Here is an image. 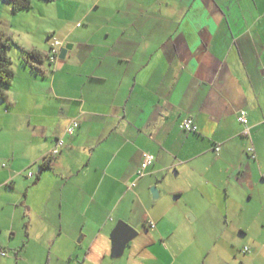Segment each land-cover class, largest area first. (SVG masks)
<instances>
[{
  "label": "crops",
  "instance_id": "1",
  "mask_svg": "<svg viewBox=\"0 0 264 264\" xmlns=\"http://www.w3.org/2000/svg\"><path fill=\"white\" fill-rule=\"evenodd\" d=\"M94 2L47 31L64 58L36 74L19 56L0 100V264H264V0ZM119 221L136 234L117 253Z\"/></svg>",
  "mask_w": 264,
  "mask_h": 264
},
{
  "label": "rangeland",
  "instance_id": "2",
  "mask_svg": "<svg viewBox=\"0 0 264 264\" xmlns=\"http://www.w3.org/2000/svg\"><path fill=\"white\" fill-rule=\"evenodd\" d=\"M94 1H96V5H97L94 13L99 14L98 9L101 10L102 7L103 8L104 7L116 8L119 5V3L123 2L124 0H50V1L38 0V2L32 3L29 9H23L15 13L11 11L10 5L7 6L4 0H0V29L4 31L5 29L9 27L21 28L23 32L31 33L34 36L41 37V42L46 45V36H47V31L49 30H46L43 28L33 30L27 27L29 21H35L36 23H40V24L47 23L50 25H52L53 23H56L59 25L60 24L59 18L61 17L62 19H65L66 21H71L70 19H74L70 22V24L73 25L74 23H76L75 22L76 17L74 16L77 15V13L78 14L83 13V10L86 9V7H90L92 6V4L95 3ZM38 7H41L42 10H38ZM57 7H58L59 13L61 14V16H58V17L54 12L55 9L57 10ZM54 35L53 37L55 38L60 37L57 34H54ZM9 36L12 42L15 43L12 46V49L9 51V53L11 52L13 56L18 58L20 55H19V47L17 45H20V44L11 35ZM152 187H155V186H151L149 188L151 196H152V192H151ZM138 238L139 237L136 236L131 242L132 243L136 242L135 239H138ZM190 241L191 240H189L188 238H184V240H181L178 238L177 242L175 243L170 241L169 247L173 248V245L175 246L174 248H176V246H182V247L186 246L188 250H190L193 247V245L188 246ZM153 248L156 249V247H153ZM127 250L128 249H126V252ZM124 256H126V253L124 254ZM186 260H187L186 263H192L190 259H186Z\"/></svg>",
  "mask_w": 264,
  "mask_h": 264
},
{
  "label": "built area",
  "instance_id": "3",
  "mask_svg": "<svg viewBox=\"0 0 264 264\" xmlns=\"http://www.w3.org/2000/svg\"><path fill=\"white\" fill-rule=\"evenodd\" d=\"M60 49H61V42L57 39H53L49 45V49L47 53V58L49 62H53L54 60L58 58ZM262 77L264 79V74ZM236 120L242 125L241 134L249 139V143L247 144L245 151L247 155H249L251 158H255V150H254L252 140L250 138V126L248 124V118H247L246 111L243 109L239 110L236 114ZM77 127H78L77 120L72 119L65 127V133L70 135L75 131ZM180 127L184 131H196L197 129L196 124L189 117L181 120ZM62 146H63V139L57 138L54 145L48 150V152H46V154H44L43 159H42L43 163L49 165L52 158L60 152ZM216 149H218V147H216ZM153 161H154V156L151 153L147 151L141 152L140 162L136 170V175L138 177L142 176L145 170L149 166L152 165ZM150 225L153 226L154 225L153 222H150ZM246 249L247 247L244 248V251ZM6 255H7L6 248L0 245V257L6 256Z\"/></svg>",
  "mask_w": 264,
  "mask_h": 264
},
{
  "label": "trees",
  "instance_id": "4",
  "mask_svg": "<svg viewBox=\"0 0 264 264\" xmlns=\"http://www.w3.org/2000/svg\"><path fill=\"white\" fill-rule=\"evenodd\" d=\"M10 4L11 10L17 12L23 9H29L32 5V0H4ZM50 1V0H44ZM15 43L12 42L9 35H5V32L0 30V100L6 101L7 99V89L10 86L14 78V70L10 65H12V60L9 57V51ZM19 47V55L24 64L28 65L30 69L38 74L40 73L39 65L48 61L47 54H43L39 51L29 52L22 46ZM48 63H51L48 61ZM48 165L43 163L42 167H47Z\"/></svg>",
  "mask_w": 264,
  "mask_h": 264
},
{
  "label": "clouds",
  "instance_id": "5",
  "mask_svg": "<svg viewBox=\"0 0 264 264\" xmlns=\"http://www.w3.org/2000/svg\"><path fill=\"white\" fill-rule=\"evenodd\" d=\"M7 11V10H5ZM27 27L35 30V29H46V30H50L51 25L44 23V24H40V23H36L35 21H29ZM5 31V35H11L20 45L23 46L24 49H26L29 52L32 51H39L41 53L46 52L47 50V46L41 42V37H37L34 36L31 33H26L23 32L21 30V28L18 27H9L7 29L4 30ZM10 60L13 61L12 65H10V67L13 68V70L16 67V57L12 55V53H9V57ZM9 95V99H12L11 94Z\"/></svg>",
  "mask_w": 264,
  "mask_h": 264
},
{
  "label": "water",
  "instance_id": "6",
  "mask_svg": "<svg viewBox=\"0 0 264 264\" xmlns=\"http://www.w3.org/2000/svg\"><path fill=\"white\" fill-rule=\"evenodd\" d=\"M70 47L71 46L67 44L64 47H62L60 49L58 57L60 59L64 58L67 49H69ZM151 192H152V197L155 198L157 196V189L155 187H152ZM135 234L136 232L131 226L126 224L124 221H119L115 225L111 233L112 245H113L112 251L119 253L120 250L123 248L125 242L128 240V238L132 237Z\"/></svg>",
  "mask_w": 264,
  "mask_h": 264
}]
</instances>
